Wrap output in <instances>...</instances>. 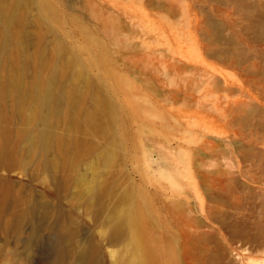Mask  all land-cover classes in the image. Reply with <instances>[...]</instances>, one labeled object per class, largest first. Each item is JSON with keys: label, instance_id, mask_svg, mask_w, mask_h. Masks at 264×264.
Returning <instances> with one entry per match:
<instances>
[{"label": "rangeland", "instance_id": "1", "mask_svg": "<svg viewBox=\"0 0 264 264\" xmlns=\"http://www.w3.org/2000/svg\"><path fill=\"white\" fill-rule=\"evenodd\" d=\"M6 1L0 82L13 74L16 85L0 103L10 152L0 186L12 191L0 207V264H136L142 245L161 248V264H264L234 232L264 221L253 216L264 205V38L240 34L255 0H17L4 13ZM64 64L60 103L26 96ZM96 96L110 105L104 134L70 164L52 163L55 145L30 148L52 115L67 138L76 125L61 117H85ZM242 103L254 110L249 127L231 119ZM102 186L124 195L98 207Z\"/></svg>", "mask_w": 264, "mask_h": 264}, {"label": "bare ground", "instance_id": "2", "mask_svg": "<svg viewBox=\"0 0 264 264\" xmlns=\"http://www.w3.org/2000/svg\"><path fill=\"white\" fill-rule=\"evenodd\" d=\"M16 1L17 0H8L5 3H2L1 11H3L4 13H8L10 10H12V7L16 3ZM245 4H248V3H245ZM43 14L44 16L47 15V13H43ZM244 16H245V19L248 21V25L246 26L245 29L240 30V34L248 35V33H252V34H255L257 38L259 36L260 37L259 40H262L264 38V5H262L261 0H255L254 8L252 9L245 8ZM11 22H12L11 18H6L3 21V25L8 29L11 25ZM211 28L215 29L213 27H208L204 29V31L209 36L213 35L212 34L213 30ZM235 56L236 57L242 56V52L238 50L235 53ZM31 58L35 60V58H33L32 56ZM13 60L17 61L18 57L14 55ZM40 64L42 66H50L53 64V60H48L46 62L42 61L40 62ZM66 67H67L66 64H64L61 74L58 76L55 74L53 75L51 74L48 76L38 77L35 81V87H36L35 93L34 92H33L34 94L27 93L26 96H30L35 101L38 99L39 101L38 106L42 104H44L45 106L48 104H53L54 106L56 105V103L57 104L60 103L61 99L63 98L62 92L64 90V83H61V82L64 78ZM15 83H16V76L13 74L0 82V103L2 102V100H4L5 98L4 96H6L10 91H13V87L16 85ZM87 94H88V90L80 93L78 96L74 97V101H76L77 98L79 97L87 96ZM260 98H264V92H262V95H260ZM72 99H73V92L71 91L69 93V101L67 99V102H66L68 105L67 108L71 106ZM241 105H243V103L240 105L238 104V107H236L237 110L235 109V114L231 118L232 122L235 123L236 125H243L245 127L247 126L249 127L251 124L253 114H254V110H252L251 112V110H247L246 108H244V106L242 108ZM24 107H25V101L23 98L17 104V111L22 116H24ZM109 111H110L109 103L106 100H104L102 97L96 96L92 101L91 110L85 117H82V115L78 114L77 118L76 117L69 118L68 113H65L63 117L60 116L61 119H64L65 121L68 122L69 126L76 125L75 129L72 130L68 134L67 138H65L64 133L62 132L57 133V130L54 128L52 124L53 121H51V119H54L52 115L50 119L46 121L47 124L44 130L43 131L40 130L39 134L37 135V141H33L32 144H30L29 146L31 149L35 147L41 148V144H42V146L44 147V150H46L50 148L52 145H55L56 157L53 159L52 163H54V165H58V164L68 165L70 164L72 160L71 157H69V153L70 154L79 153L93 145L94 137L103 136L104 130L106 128V124H105V121L102 123L101 119L103 116L109 113ZM31 121H32L31 118H27L25 120V123L16 133L17 140H21L24 138L26 132L32 126ZM259 124L261 125V127L260 126L259 127L263 131L262 132L261 130H259V134L262 132L261 134L262 136H260L259 138L261 142L264 143V127L262 128L263 125L261 123ZM254 129H256V127ZM10 135L11 134L9 132L5 133L6 137ZM256 136H259V135H256ZM259 138L255 137L256 140L258 139V141H260ZM255 139L252 138V140L254 141ZM53 141L56 142V144H51ZM6 144H7L6 139L0 140V158L10 157V152H8L5 148L7 146ZM263 147H264V144H263ZM263 154H264V150H263ZM11 192L12 191L10 190L8 186H0V207L2 206V203L5 200V198L11 195ZM97 194H98V197L96 200L97 202L96 205L98 207H100V205L103 204L104 199H106L107 202L111 203L112 201L118 200L121 196L124 195V193H120V194L116 193V195H114V193H109L108 190L103 186L100 188V191ZM239 196H241L240 193H239ZM238 198L240 199V197ZM216 201L218 202V200ZM220 205L219 203H218V206L216 204L217 207H219ZM220 207H222V205ZM240 209H238L239 210L238 212L237 210H235L236 211L235 214L237 216L241 215V217H245V216L247 217V215L244 214V212H241ZM219 211H221L220 208H219ZM256 211L257 212L253 211V216L255 219L264 218V205H262L259 208V210H256ZM116 230H118V228H115L114 231L116 232ZM234 232L236 234V237L238 235L243 237L241 242L244 247L242 246L243 247L242 249L246 251L248 255L264 256V221L262 220L256 221L255 223H253V228L247 225L244 227V229L235 227ZM162 253L163 251L161 248H158L152 245H145L143 247L142 245L140 249V253L137 256L138 259H137L136 264H161L162 263L161 260L155 261L153 260V257L159 256ZM253 261L254 262L252 264H258L256 263L255 260Z\"/></svg>", "mask_w": 264, "mask_h": 264}]
</instances>
